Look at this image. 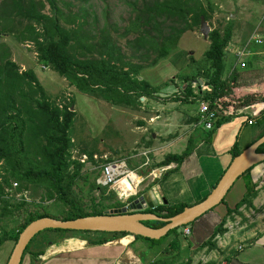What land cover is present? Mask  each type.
Masks as SVG:
<instances>
[{"label":"trees","instance_id":"1","mask_svg":"<svg viewBox=\"0 0 264 264\" xmlns=\"http://www.w3.org/2000/svg\"><path fill=\"white\" fill-rule=\"evenodd\" d=\"M62 3L70 9V2L62 0ZM130 5L134 14L132 26L121 35L128 37L131 31L137 32L134 38L128 40V44L138 53L135 56L142 58V62L134 61L132 54L131 56L125 54L122 47L113 39L111 28H116L109 22L100 28V37H96L97 44L90 43L88 39L91 35L85 28L86 24L89 25L87 8L79 6L80 13L64 14L58 0H2L0 38L12 35L18 41L33 45L40 62L49 64L65 77L70 85L83 93L104 98L113 104L141 105L142 97H159L155 94L161 89L141 75V69L155 66L160 61L172 57L170 55L178 48L182 35L200 25L203 18L208 20L209 15L201 0H131ZM46 6H49V11H45ZM61 19L70 27H65L60 22ZM232 36L231 20L223 30L216 28L210 31L211 43L204 57V64L209 61L207 68L199 67L195 74L189 75V72L180 74L186 99L190 97L193 101L205 99L215 105L218 98L230 94L238 74L237 68H233L225 75L224 57ZM94 46L97 47L99 56H86L84 52L79 51V49L92 51ZM254 48L256 46L251 49ZM259 48L257 47V50ZM174 56L181 57L177 54ZM191 58L195 60L194 55L191 54L190 63ZM193 62L192 69L195 66ZM197 78H202L212 86V90L206 92L204 96L193 92V81ZM29 92L31 94H28ZM34 93L35 96L32 95ZM179 98L180 95H177L176 99ZM74 103V99L65 105L50 100L34 71L21 70L13 60L0 57V229L2 230L0 248L8 240H14L16 243L21 231L34 219L49 216L47 209L42 208L44 199L41 202H27L25 199L19 200L11 195L13 180L18 186L30 184L42 187L46 200L61 205L63 212L66 213L62 217L55 215L56 218L67 220L103 214L104 209L98 206L102 201L101 198L98 202L93 199L92 210L88 211L75 191L76 182L82 176V168L85 164L73 159L71 154L74 146L71 131L76 110L70 108ZM194 148V139H190L182 153L167 154L157 167L171 163L181 165ZM257 149L258 152H264V143ZM232 151L235 157L242 150L235 146ZM176 168L165 172L160 179H165ZM100 186L96 181L91 183V189ZM251 195L250 191L247 192L234 207H228L227 213L216 225L210 238L201 244L202 246H207L209 250L216 248V236L227 230L224 226L227 217L237 212L244 203L250 204ZM27 203L26 218L21 222L17 221L14 227H10L8 219L16 218L17 212ZM221 203H224V199ZM187 206L189 204L185 202L167 203L143 211L160 217H171ZM144 223L154 228L165 224L160 220H148ZM172 230L162 238L167 237ZM81 232L91 231L81 230ZM99 232L107 234V237L94 239L95 236H91L90 244H104L119 236L132 235L126 231ZM162 238L135 236V240L151 242L150 244L158 246L161 245ZM182 238L179 234L178 240L182 241ZM32 241L27 245L22 260ZM162 249L160 248L159 251ZM166 249L164 256L160 259L156 257L150 264L176 262L178 252L173 254ZM40 254H43V250L37 252V256ZM209 264L215 262L211 261Z\"/></svg>","mask_w":264,"mask_h":264},{"label":"rangeland","instance_id":"2","mask_svg":"<svg viewBox=\"0 0 264 264\" xmlns=\"http://www.w3.org/2000/svg\"><path fill=\"white\" fill-rule=\"evenodd\" d=\"M66 1L71 4L70 9L64 6L62 0H58V4L63 9L64 14L69 12L78 13L79 6L85 7L89 11V25L86 24L85 28L91 35L88 39L90 43H96V37H100V28L106 26V23L109 22L116 28H111L112 37L122 47L125 54L127 56L134 55L132 59L136 62L143 61L141 57L135 56L138 53L128 44V40L134 38L137 32L131 31L128 37L121 35L128 27L132 26L134 14L130 5L131 0ZM201 2L209 15L208 20H206V26L210 31L216 28L223 30L231 20L232 41L234 40L233 43H236L235 47L242 46L256 28L257 33L264 34V0H201ZM49 10V6H46L45 11ZM60 22L65 27H70L65 25L62 19ZM210 43L209 35L207 36L203 33L201 24L197 25L182 35L178 48L170 55L172 57L160 61L155 66L141 69V75L151 81L154 86L161 87L155 94V96L159 97H142L143 103L141 105L113 104L104 98L77 90L49 64L38 60L33 45L18 41L15 36L10 35L0 38V57L13 60L21 70L34 71L48 98L57 104L65 105L74 99L75 103L70 108L71 110H76L71 131L74 142L71 154L73 159L85 164L82 168V176L76 182L75 191L88 211L92 210V200L94 199L98 202L101 198L102 201L98 206L106 212L119 207L121 204L127 205L132 200L139 198L142 195V188L145 189L151 186L161 177L164 170L162 167L164 166L157 167V164L167 154L182 153L187 147L192 133L203 128L204 130H200L203 135H209L210 130L213 131L215 128V123L213 127L207 128L201 121L199 114L201 102L193 101L192 97H190L191 99H186V94L183 92V83L180 81L181 73L183 75L184 72H189L188 74L190 75L195 74L196 69L199 67L207 68L209 61L204 64V57L205 52L210 47ZM79 51L84 52L86 56H99L98 49L95 46L92 51L87 49H79ZM174 54L181 57L178 58ZM191 54L194 55L195 60L191 58L190 63ZM192 61H194L193 64L195 65L193 69L191 67ZM236 61L237 59L233 56V52L229 47L224 57L225 75L231 72ZM196 86L197 84L193 81V88ZM233 87L230 89V94L233 93ZM204 88V92L210 90V88L207 90ZM203 91L202 94L204 93ZM28 94L31 93L29 92ZM32 95L35 96V93ZM177 95H180L179 99H176ZM244 102L246 100H243ZM212 107H217V105H212ZM193 116L198 117V124L202 125V127L198 126L197 129H194L196 128V122L186 123ZM182 132L186 133L183 134ZM178 135L185 137L179 142H174L178 139ZM90 155H92V158H90ZM93 160L97 161V163ZM121 161L126 163L130 175H135L136 173L140 179H143L142 183H139V187H136L137 182L134 183V188L122 183V178L125 176H120L118 184L114 187L113 184L99 182L101 164L106 162L113 164ZM136 175L133 177L134 179L137 178ZM94 181L101 186L91 189V183ZM20 185L18 186L13 180L14 187L11 195H14L19 200L25 199L27 202H41L44 199L45 208H42L47 209L50 217L55 215L62 217L66 214L63 212L61 205L58 206L56 205L57 203L46 200L47 197L42 187L30 184L26 186ZM108 192L111 194L107 195ZM129 192H132V194H129ZM120 194L127 197H121L119 196ZM107 196L108 198H106ZM29 205L32 209V204L30 203ZM27 213L28 203L17 212L18 216L16 218L8 219L9 226L14 227L17 221H23ZM0 232L2 233L1 229ZM177 232L173 229L167 237L161 239L160 243V247L167 248V252L173 254L178 252L176 262H171L173 264H203L202 261H204L205 263L206 259L204 257L209 256L210 250L207 248L204 250H193L190 248L192 244L189 241L188 244L187 239L184 241L182 231L181 233L178 232L180 237H183L182 241L178 240L179 234ZM106 235L99 231L81 232V230L58 231L45 229L31 239L33 241L25 255L28 254V259L31 255L33 259L39 260L37 258L39 250H43L44 254H52L63 250L71 252L89 246L90 240H92L91 236H95L94 239H99L107 237ZM150 243L132 244L136 254L143 258L142 262H145V264H150L156 258L157 252H160L157 255V259L165 255L164 249L159 251L158 245ZM169 244L173 246L170 247ZM14 245V240H8L1 246L0 264H7ZM40 252L42 253V251ZM170 256L172 257V255Z\"/></svg>","mask_w":264,"mask_h":264},{"label":"crops","instance_id":"3","mask_svg":"<svg viewBox=\"0 0 264 264\" xmlns=\"http://www.w3.org/2000/svg\"><path fill=\"white\" fill-rule=\"evenodd\" d=\"M233 41L229 47L235 56V50L240 46L235 47L236 43ZM254 50H257V47ZM245 60L247 64L244 67L236 61L233 68H237L238 74L233 82V93L225 95L224 98L229 101L246 100L243 104L264 101V69H262L264 58L253 54L246 56ZM200 89L202 88L194 87V94L199 93L204 96L205 92L202 89L204 93H200ZM250 119L253 120L252 124L249 123ZM189 120L186 121L187 124L196 122L194 129L198 126L202 127L198 124V117L193 116ZM214 123L215 128L213 131L210 130L209 135H203L200 131L204 130L203 128L192 133L190 139H194L195 146L192 153L179 166L171 163L162 167L164 170L161 176L168 170L177 168L165 179L158 178L151 186L142 188V193L151 187H156L159 197H165L169 204L179 202H185L189 206L196 204L207 197L229 167L234 158L232 150L235 146L243 151L264 136V110L255 115L244 112L230 115L228 118L219 116ZM184 137L178 135V139L174 142H179ZM132 186L134 188V185ZM249 191L252 193L250 204L244 203L237 212L227 217L224 225L227 230L216 236V248L209 251V256L203 255L206 259L205 264L211 261L215 264H264V161L253 165L234 182L226 198L224 197V203L218 204L189 224L191 232L190 235H184V241L187 239V243L189 241L192 244L190 248L193 250L208 249L201 244L210 238L216 225L227 213L228 207H234ZM134 243L147 242L135 240V236L132 235H123L106 244H90L73 250L72 253L69 250L52 254L43 253L44 255L40 254L37 257L39 260L33 259L30 254L28 259L26 254L21 264H145L142 262V257L133 249ZM160 248L162 249L159 246L158 249ZM157 255L159 253L156 257ZM202 262L204 264V261Z\"/></svg>","mask_w":264,"mask_h":264},{"label":"water","instance_id":"4","mask_svg":"<svg viewBox=\"0 0 264 264\" xmlns=\"http://www.w3.org/2000/svg\"><path fill=\"white\" fill-rule=\"evenodd\" d=\"M201 30L207 36L210 33V29L206 26V20L204 18L201 22ZM194 82L199 85H209L202 78H197ZM210 87L207 86L204 89L207 90ZM262 143H264V136L233 158L229 167L225 170L206 198L196 204L185 207L174 216L160 217L156 214L142 211L168 203L165 197H159L160 194L157 192L156 187H151L131 203L111 209L103 214L88 215L67 220L50 216L34 219L19 234L7 264H20L24 251L31 239L45 229L105 232L126 231L133 236L140 235L152 239H160L172 229H177L180 233L184 226L193 223L198 217L220 204L231 186L244 172L253 165L264 161V152H257L258 146ZM132 209L137 210V212L128 211ZM148 220H160L164 221L165 224L161 227L154 228L144 223V221Z\"/></svg>","mask_w":264,"mask_h":264},{"label":"built area","instance_id":"5","mask_svg":"<svg viewBox=\"0 0 264 264\" xmlns=\"http://www.w3.org/2000/svg\"><path fill=\"white\" fill-rule=\"evenodd\" d=\"M260 47V50H252V47ZM262 48V49H261ZM259 54L264 58V34H259L257 31L253 32L250 37L243 43L242 46L235 50V54L238 58L239 64L244 67L246 65L245 57L253 54ZM217 107H212V102L201 101L199 106V114L201 121L207 128L213 127L214 121L219 116L230 117V115H238L248 113L255 115L264 110V101L251 102L248 104H243L240 100H227L224 97L218 98L215 103ZM249 123L252 124L253 120H249ZM127 165L124 161L119 163H108L101 164V178L99 182L103 184H113V187L118 184L120 176H130V171L127 170ZM135 173V172H134ZM136 175V173H135ZM137 178L133 179L131 182L136 183V187H139L142 183V178L140 179L138 175ZM132 194V192H129ZM121 197H127L126 195L120 194ZM230 228V227H229ZM191 228L189 226H184L182 228L183 235H190ZM1 235V232H0ZM221 239H219L220 241ZM206 262V261H205Z\"/></svg>","mask_w":264,"mask_h":264},{"label":"clouds","instance_id":"6","mask_svg":"<svg viewBox=\"0 0 264 264\" xmlns=\"http://www.w3.org/2000/svg\"><path fill=\"white\" fill-rule=\"evenodd\" d=\"M262 49V48H261ZM260 50V49H259ZM254 51H256V50H254ZM258 54V53H257ZM259 55V54H258ZM235 56H236V54H235ZM250 56H252V55H250ZM261 56V55H260ZM237 57V56H236ZM246 61V60H245ZM237 62H238V58H237ZM247 62V61H246ZM238 64H239V62H238ZM247 64V63H246ZM240 65V64H239ZM241 66V65H240ZM209 84V83H208ZM210 85V84H209ZM209 85H204V87H207V86H209ZM197 86L199 87V88H204V87H202L203 85H199V84H197ZM196 86V87H197ZM202 89H200V93H202ZM212 90V86L210 87V90L208 91V92H210ZM206 93V92H205ZM224 97V96H223ZM236 100H239V99H236ZM201 101H208V100H200L199 102H201ZM241 101V100H240ZM210 102V101H209ZM181 233V232H180ZM205 264V263H204Z\"/></svg>","mask_w":264,"mask_h":264},{"label":"bare ground","instance_id":"7","mask_svg":"<svg viewBox=\"0 0 264 264\" xmlns=\"http://www.w3.org/2000/svg\"><path fill=\"white\" fill-rule=\"evenodd\" d=\"M128 178H133V177H135V175H130V176H127ZM127 177H124V178H122V183H125V184H127L128 186H131V187H133L132 185H134V183L133 182H131L133 179H131V181H130V179H128ZM133 183V184H132Z\"/></svg>","mask_w":264,"mask_h":264},{"label":"flooded vegetation","instance_id":"8","mask_svg":"<svg viewBox=\"0 0 264 264\" xmlns=\"http://www.w3.org/2000/svg\"><path fill=\"white\" fill-rule=\"evenodd\" d=\"M133 201V200H132ZM119 207H122V206H119ZM116 208H118V207H116ZM145 210V209H144ZM129 212H137V210L135 211V210H128ZM143 211V210H142ZM105 212V211H104ZM144 212V211H143Z\"/></svg>","mask_w":264,"mask_h":264}]
</instances>
